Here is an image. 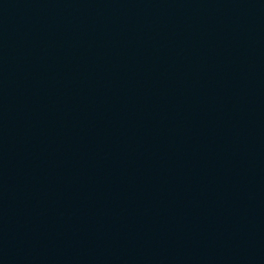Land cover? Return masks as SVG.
<instances>
[{
    "label": "water",
    "instance_id": "obj_1",
    "mask_svg": "<svg viewBox=\"0 0 264 264\" xmlns=\"http://www.w3.org/2000/svg\"><path fill=\"white\" fill-rule=\"evenodd\" d=\"M0 264H264V0H0Z\"/></svg>",
    "mask_w": 264,
    "mask_h": 264
}]
</instances>
